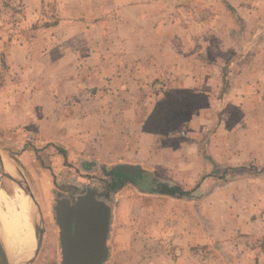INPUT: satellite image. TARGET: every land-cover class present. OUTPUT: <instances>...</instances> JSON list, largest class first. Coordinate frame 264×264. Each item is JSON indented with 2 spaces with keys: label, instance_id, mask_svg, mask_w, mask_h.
Segmentation results:
<instances>
[{
  "label": "rangeland",
  "instance_id": "1",
  "mask_svg": "<svg viewBox=\"0 0 264 264\" xmlns=\"http://www.w3.org/2000/svg\"><path fill=\"white\" fill-rule=\"evenodd\" d=\"M143 1L146 0L132 6V0H0V148L14 162L30 165L23 169L49 220L52 177L56 186L54 195L59 199L65 194L71 196L72 190L82 193L85 186L96 184L103 199L113 204L120 194L129 193L134 195V200H139L138 211L129 210L128 205H118L115 217L118 229L129 230L133 226L140 240L134 245L137 240L132 239L131 248L126 249L129 236L118 232L117 240L123 246L118 247L115 241L114 254L118 261L114 264H264V161L258 151L259 144L264 145V109L260 110L258 105L259 100L264 102V78L260 88L257 84L251 93L236 94L243 91L240 86L246 80L259 81L258 68L264 66V0H212L213 3L210 0H147L153 3L149 8ZM215 2L227 3L229 16L234 21L233 28H223L217 22L216 33L229 37V51L223 54L234 57L231 78L236 79L230 87L222 83L218 91L225 99L230 95L229 105L220 110L226 113L227 120H215L212 114L205 122L200 121L196 135L202 147L204 173L199 183L185 185L184 191L190 196L181 197V201L162 198L158 195L164 190V184L144 194L127 186L122 193L119 186L122 182L113 177L118 169L97 170L93 175L77 171L74 152L58 143V135L61 137L64 130L56 127L51 131V126L44 129L40 126L42 120L37 107L49 109L48 105L36 101L50 95L52 77L56 76L53 60L58 58L61 68L58 72L62 74V66L98 63L102 60L98 54L104 42H111L109 38L105 40L108 28L100 22L111 19L113 26L124 15L145 16L148 20L151 16L169 14L172 23L182 20L189 32L211 36L213 30L208 28L204 32L199 22L204 20L205 25H211ZM219 8L222 9L220 5ZM218 14L220 20L225 18ZM149 23L154 24L152 20ZM203 41L202 47L206 43L204 38ZM188 44L191 48L195 44L200 47L195 38L188 40ZM82 51L87 55H82ZM202 53L196 51V54ZM226 80L228 76L224 74L223 82ZM154 86L157 95L166 94L167 85L159 78ZM189 93L195 95L192 99L197 102L189 104L187 123L167 134L179 135L177 142L188 144L190 140L185 133L192 114L212 108L209 98L215 101L202 92ZM221 106L218 104L214 109ZM76 178L80 181L85 178L91 184L74 186ZM2 190L11 197L15 194L5 177ZM155 205L165 211L147 215L146 209ZM199 211H202V224L198 222ZM50 223L51 220L48 227ZM120 253L123 263L119 262Z\"/></svg>",
  "mask_w": 264,
  "mask_h": 264
},
{
  "label": "crops",
  "instance_id": "2",
  "mask_svg": "<svg viewBox=\"0 0 264 264\" xmlns=\"http://www.w3.org/2000/svg\"><path fill=\"white\" fill-rule=\"evenodd\" d=\"M139 1L132 0L134 3L131 5L134 6ZM210 1L213 3L212 0ZM143 2L146 8L153 5L147 0ZM224 3L215 2L211 9V18L212 21L214 20L211 25H205L204 20L199 22V26L203 27L204 32L208 28L213 30L209 31L211 36L205 33L189 32L182 20L176 24L172 23L168 18L169 14L164 16L162 14L157 18L151 16L148 20L145 16L124 15L119 17L113 26L111 19L100 22L102 27L108 28L105 40L109 38L111 42H104V46L98 54L102 60L99 59L98 63H80L75 67L73 64H69L67 68L62 66V74L58 72V69H61L57 63L58 58L53 60V64L56 66L53 67V71L56 72V76L52 77L50 95L40 97L36 101L37 104L48 105L49 109V111H44L42 107H37L38 115L42 120L40 126L42 129L51 126V131L56 127L60 131L64 130L61 137L58 135L60 140L58 143L74 152L76 160L74 167L77 171L82 174L93 175L97 170L106 172L110 169L119 170L126 166L140 170L139 179L124 184L123 189L121 188L122 191L120 190L122 193L126 191L127 186H132L131 191L136 190L141 194L149 193L150 189H156L160 184L167 187L180 186L179 188L182 189L183 187L184 190L186 184H196L201 181L204 173L203 159L200 156L202 147L196 132L200 129V121L205 122L212 114L215 120L220 118L222 122L223 119L227 120L226 113L220 110L229 105L230 95L228 94L225 99L219 96L218 91L222 83H228L230 87L233 86L232 82L235 83L236 79L231 78L235 68L233 65L234 57L229 53L223 54L229 51L230 46L227 42L229 37L227 35L220 36L219 33H216L218 25L223 28L234 27V21L229 16L228 4ZM219 5L223 10L219 8ZM218 13L225 18L220 20L221 17ZM151 20L154 24L151 23L150 25ZM158 25L160 26L158 27ZM190 35L191 37L188 39ZM191 38H195L200 43V47L195 44L191 48L188 44V40ZM203 38L206 43L202 47ZM114 41L115 43L112 44ZM204 47H206L205 51ZM199 50L203 52L200 55L196 54V51ZM82 55H87L86 51H82ZM91 66L93 67L90 68ZM80 72L83 75L77 76L76 73L80 74ZM258 72L259 81L249 79L248 82L246 80V84L242 83L240 86L243 87V91H237L236 94H246L249 91L251 93L257 84L260 88L263 84L264 66L260 65ZM224 74L228 76V82L227 80L223 82ZM89 75L92 78H88ZM158 78L167 85L164 95H157L155 92L154 84L158 82ZM197 91L213 97L215 101L212 99L210 101L209 98L212 108L200 109L202 110L201 113L194 112L192 114L188 125L189 129L185 133L190 144L177 142L179 135L176 134L170 136L167 134L156 135L144 131L147 120L167 94L182 96ZM258 103L259 109L263 110L264 102L259 100ZM218 104H222V106L219 109H214ZM47 119L52 121L49 123L46 121ZM164 140L167 142H163ZM259 145V157L263 162L264 145L262 143ZM15 163L32 187L23 169L25 166L29 168L30 165L22 166L18 162ZM117 175L113 177L117 179ZM149 178L152 179L154 185L151 182L148 185L143 184V181ZM125 179L123 177L122 181ZM73 182L74 186L79 183L91 184L90 181H85V178L83 181L76 178ZM50 183V211L47 213L51 220L50 227H48L50 220L46 215L44 216L36 192L32 190L40 204L44 218L42 248L32 264H62L60 230L56 224L54 212L57 199L54 195L55 178L52 177ZM138 185H141L142 188L140 189ZM89 186H85V188ZM75 191L72 190V192ZM79 193L76 192V194ZM159 194L158 196L162 198L181 201V197L178 196L161 195L160 192ZM62 198H68V194ZM138 201L137 199L134 200V195L129 193L123 194V196L120 194L115 199L112 206L111 229L108 238L110 258L106 264H114L116 260L118 261L114 254L116 242L118 241V247L123 246V242L117 240L118 232L126 233L129 236V241L125 245L126 249L131 248L129 242L132 239L137 240L134 245L139 243L140 238L135 233L137 230L133 226L129 230L118 229L115 219L118 205H128L129 210L138 211L140 208ZM164 206L167 207V204ZM146 211L149 212L147 215H154L155 212H164L165 209L155 205L151 209L147 208ZM201 213L202 211H199L198 222L200 224H202ZM196 214L195 211V216ZM128 231H134V233L129 234ZM118 255L120 256L119 262H125L122 254Z\"/></svg>",
  "mask_w": 264,
  "mask_h": 264
},
{
  "label": "water",
  "instance_id": "3",
  "mask_svg": "<svg viewBox=\"0 0 264 264\" xmlns=\"http://www.w3.org/2000/svg\"><path fill=\"white\" fill-rule=\"evenodd\" d=\"M8 162L12 170L6 168ZM140 170L134 167H122L118 170L117 180L120 188L127 182L139 179ZM0 176L5 177L14 191L22 192L29 200L31 218L38 225L35 233L36 242L23 259L14 264H32L38 257L44 236V218L40 204L24 175L16 163L7 158L0 148ZM123 177L126 179L122 181ZM154 183L151 178L145 179L143 184ZM154 185V184H153ZM141 189L142 186L138 185ZM19 190V191H18ZM97 185L86 187L84 192L75 195V202L69 198H57L54 205L56 224L60 230L62 264H106L110 258L108 238L111 229L112 206L111 201L99 197ZM3 238L0 234V243ZM0 264H10L4 260Z\"/></svg>",
  "mask_w": 264,
  "mask_h": 264
},
{
  "label": "bare ground",
  "instance_id": "4",
  "mask_svg": "<svg viewBox=\"0 0 264 264\" xmlns=\"http://www.w3.org/2000/svg\"><path fill=\"white\" fill-rule=\"evenodd\" d=\"M7 169L12 170L8 162ZM0 176V263L4 260L14 264L23 259L30 248L35 245V233L38 225L31 218L29 200L22 192H16L13 197L2 190Z\"/></svg>",
  "mask_w": 264,
  "mask_h": 264
},
{
  "label": "trees",
  "instance_id": "5",
  "mask_svg": "<svg viewBox=\"0 0 264 264\" xmlns=\"http://www.w3.org/2000/svg\"><path fill=\"white\" fill-rule=\"evenodd\" d=\"M182 97L183 98L167 94L166 97L158 103L154 113L147 120L144 131L156 135H165L175 132L176 129H179L187 123L190 116L188 111L191 107L189 104L196 103L197 100L192 99L193 97L195 99V95L192 93H186L182 95ZM161 194L178 197L190 196L189 192L179 187L167 186L164 187Z\"/></svg>",
  "mask_w": 264,
  "mask_h": 264
},
{
  "label": "flooded vegetation",
  "instance_id": "6",
  "mask_svg": "<svg viewBox=\"0 0 264 264\" xmlns=\"http://www.w3.org/2000/svg\"><path fill=\"white\" fill-rule=\"evenodd\" d=\"M139 181H140V180H139ZM76 192L78 193V192H80V191L72 192V195H71V196L68 194V198L71 200V203H74L75 200H76V199H74V198H75V195H74V194H76ZM99 197H100V198H101V197L104 198L103 195H99Z\"/></svg>",
  "mask_w": 264,
  "mask_h": 264
}]
</instances>
